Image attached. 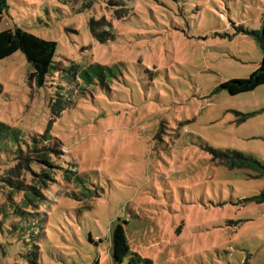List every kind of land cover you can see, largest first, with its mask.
<instances>
[{"label": "rangeland", "instance_id": "1", "mask_svg": "<svg viewBox=\"0 0 264 264\" xmlns=\"http://www.w3.org/2000/svg\"><path fill=\"white\" fill-rule=\"evenodd\" d=\"M15 27L56 48L40 87L21 51L0 59V131L60 158L26 245L3 238L0 177V264H35L33 232L37 264H264V174L215 155L264 163V83L221 87L264 57V0H7Z\"/></svg>", "mask_w": 264, "mask_h": 264}, {"label": "trees", "instance_id": "2", "mask_svg": "<svg viewBox=\"0 0 264 264\" xmlns=\"http://www.w3.org/2000/svg\"><path fill=\"white\" fill-rule=\"evenodd\" d=\"M6 8L7 0H0V15L6 11ZM97 23L99 21H89L94 36H96ZM55 48V41L41 38L20 27L0 31V59L21 51L33 68L32 78L38 87L44 84L47 73L53 67ZM263 83L264 57L259 66L247 77L228 79L221 83V87L227 89L230 94H237L251 91ZM58 147L56 141L44 134L24 137L18 130L0 131V160L6 165L0 177L1 189L7 199V206L2 208L6 211L3 214V221L8 220L6 234H3L7 242L14 238L26 245L27 234L30 231L42 232L39 208L42 207L46 197L45 189L55 180L59 168ZM215 155L219 161L229 167H248L256 169L259 174H264V163L258 162L252 156L237 151H215ZM78 179L83 182V178L78 177ZM12 197L17 200L14 205H11ZM30 237L35 239L30 255L37 264L40 251L39 233L33 232ZM31 240L33 242V239ZM111 252L113 260L117 262H122L128 254H131L124 226L120 223L116 224L112 231Z\"/></svg>", "mask_w": 264, "mask_h": 264}]
</instances>
